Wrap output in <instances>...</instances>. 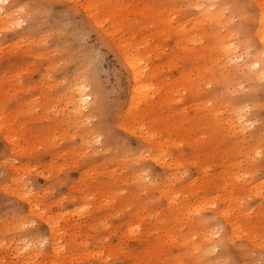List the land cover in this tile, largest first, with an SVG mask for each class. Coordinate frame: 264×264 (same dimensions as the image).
Instances as JSON below:
<instances>
[{
  "label": "rangeland",
  "instance_id": "obj_1",
  "mask_svg": "<svg viewBox=\"0 0 264 264\" xmlns=\"http://www.w3.org/2000/svg\"><path fill=\"white\" fill-rule=\"evenodd\" d=\"M120 1L126 11L119 17L134 26L143 21L144 36L156 24L138 10L157 8L171 26L194 27L196 38L183 48L170 26L144 38L141 50H160L147 59L148 71L157 69L149 94L138 97L154 106L136 104L129 117L134 82L117 44L136 37L122 25L107 34L110 21L94 23L83 0H13V25L0 26V264H264V157L255 155L264 134V88L207 81L208 56L197 52L209 42L208 25L189 22L190 0H179V8L166 0ZM245 1L224 0L230 7L221 31L259 48L254 25L246 32L243 21L260 9ZM81 85L90 99L75 116L70 97ZM241 103L251 105L247 132L229 124ZM208 107L217 110L215 127ZM234 145L240 182L224 189L216 176L228 179L226 149ZM170 197L186 210L179 220ZM22 216L35 226L23 228ZM209 232L213 244L202 247ZM185 236L201 247L186 250Z\"/></svg>",
  "mask_w": 264,
  "mask_h": 264
},
{
  "label": "bare ground",
  "instance_id": "obj_2",
  "mask_svg": "<svg viewBox=\"0 0 264 264\" xmlns=\"http://www.w3.org/2000/svg\"><path fill=\"white\" fill-rule=\"evenodd\" d=\"M71 1H75V0H71ZM77 1L82 2V0H77ZM83 1L85 2V6L82 5V7L85 8V9L84 8L83 9L87 11L86 14H89L94 19V23L99 24L98 26L101 25V27L103 28V26H104L103 23L108 21V20L110 21V27H109L110 29L108 31H106L107 34L111 33V35H114L119 30L118 28L122 25V28L124 31L128 30V34H127L128 37H136V38H133V42H129L127 39H125V37H122L121 39L119 38V42L117 44L119 46V48L121 49L120 51L122 52V55H123V58L125 61L124 63L126 64V66L128 67V69L131 72V78H132L131 80L134 82V85L133 84L131 85V86H133L132 95H131V99H130V104L128 105L127 110L124 112L125 115H127V117L131 116L133 113V110H134V106L136 104H142V102H145L144 103V105H145L144 109L148 108L149 106L150 107L154 106V103H153L154 101H152L150 99L143 100L142 97L141 98L138 97V96H142V95L147 96V94H143V92L144 91H145L144 93L149 92L148 90H150L151 86L149 85L148 82H153L151 80V77L154 74V72L157 70L154 67V71L152 73H150L148 71V68L146 66L147 59L149 60V55L152 52L156 54L160 50V48L157 46L152 47V48H145L144 50H141L140 46L146 45V41H144V38L147 39L149 36H153V38H155L157 35V32L160 33L161 31H166V27L170 26L169 29H167V31H168V33L171 32L172 34H174L178 38V40L176 41L177 45H180L183 48H188L189 44L191 45V44H194L196 42V38H195L194 32H193L194 27L187 28L186 22H184L182 24H177L175 26H171L169 24L168 17L167 18L163 17L164 16L163 13H161L157 8L153 11H146L144 8H142L141 10H138V13L139 14H142V13L147 14L149 19L151 20V23L150 22L148 23V21H146V20L145 21L148 23L149 26H151L152 24L157 25V23L159 24L158 26H163V29L160 30V27L156 28V25H154V28L156 30H151L147 36H144L145 32L143 30H145L146 24H144L143 21L139 22V20L136 18L135 21L137 22V24H136V26H134L129 22L128 19L126 20L127 16H125V18L119 17L121 12L126 11L125 5L122 4V2L120 0H117V1L113 0V2L110 0H83ZM166 1L168 2L169 5H172V6H178V4H179L178 3L179 0H166ZM251 1L246 0L245 3L250 7ZM256 1L258 3V7L260 9L259 13L257 15H255V14H251L250 12H248L246 17L244 18L243 22L245 25L246 32H248L247 27H251L254 25L255 35H256L259 43H260L259 48H264V24L261 23V21L264 20V0H256ZM13 4H14L13 0H7L6 4L3 5V7L5 8V11L0 12V26L4 25L7 27V26H9V24H11L13 11H11L10 8H11V6H13ZM190 4L191 5H195V4L213 5V4H215V5H220V6L225 5L224 0H219V1H217V0H190L186 3V6L190 5ZM26 5L29 6V3L28 4L24 3V7H21V9L22 8L24 9ZM178 8H179V6H178ZM27 9H28V7H27ZM16 10H18V9H16ZM180 10H182V9H180ZM189 10L194 11V13H192L193 17L189 20V22H191L194 26L201 24V25H208V27H210L209 29H208V27L203 29V36L206 37V39H208V41H209L208 44L206 46L201 47L197 52L199 54V57L205 56V55L208 56L207 63L203 65V68L208 71L207 81L208 82H221L223 85H226L228 87H230V85H232L235 88H236L237 83H239V82H245V81H249L250 83L251 82H260L258 79H253L251 76H249L248 78H244L242 76L236 75L235 69H233L232 66L224 59V57L227 55V53L224 51L225 42L231 43L235 39L238 46H241V43L238 41V39L233 38L231 36V34L223 33L221 31L225 27V24H226L225 22L227 21V19L224 18L225 24H223V22H222V16L224 13H226V10L223 7H221L218 10H215V11H210L207 9L202 11L201 9L195 8V7L189 8ZM26 12H27V10H26ZM20 13H22V11ZM31 15H32V13H31ZM23 16H21V17H23ZM26 17H27V15H26ZM23 20H25V19H23ZM159 20H161L160 23H159ZM19 22H17V23H19ZM26 23H27V21H26ZM127 23H129V25H127L128 27L125 26V24H127ZM11 25H13V24H11ZM18 25H20V24H18ZM94 25H96V24H94ZM102 28L100 30H103ZM128 44H129V48L127 47ZM198 54H195L196 57H198ZM245 59H248V57H245ZM213 64H214L215 68L213 67ZM227 67H231L232 71L229 72L227 70ZM226 71H228V72H226ZM241 71H243L242 68H241ZM156 82H164V81L157 80ZM170 82H179V80L175 79V80H172ZM84 89H85V87L81 85V87L77 88L76 92H74L70 97V99H71L70 102H71L72 106L74 107L75 116H77V115L83 116L84 111L88 107L87 101L90 99V95L84 94V92H83ZM144 109H143V111H144ZM140 111L141 110H138L135 113L139 112V113H137V115H141ZM206 111L207 112H206L205 116L209 122L208 125H210V127H215L216 125H219V119L217 117V110L214 109L213 107H208L206 109ZM236 111L233 110V112H235V117H234V119L229 120V124L233 125L234 122H235V124L240 123V126L242 129L248 128V125L246 123L245 124L241 123L242 119H244L245 121L247 120L246 113L241 112L240 109H237ZM0 115H1V113H0ZM233 116H234V114H233ZM144 138L148 141L149 145L152 146V140L153 139H152L151 135L145 134ZM226 150L228 152L227 154L229 155V157H228L226 166H224L225 167L224 172L226 174L225 176H227L228 179H226L224 176L223 177L216 176V178L218 179V186H222V188H224V189H225L226 184H228L231 187H234V186H238L239 182H240L239 176L233 175L234 170L239 168L238 167L239 165L237 164L235 159L232 157L234 154V151L237 150V147H236V145H234L232 147L227 148ZM159 155H160L159 153H156L153 157L158 158ZM140 182L144 186L147 185V184H145L144 180H141ZM149 184L151 186L150 182H149ZM227 194H228V192H227ZM168 199L171 200L172 205L178 206V208L174 211V214H172V217L174 220H179V219H181V215H184V216L186 215V213H185L186 210L183 208V206L180 207L179 204H177V201L173 197H170ZM229 207H230V204H229ZM228 212H229V209H223V210H221L220 213H222L223 215H227ZM193 222H194V226L196 224L199 225L201 223L200 219H196ZM191 225H192V223H191ZM234 225H236V224H232V226H234ZM250 227L256 228L255 225H253V224L250 225ZM213 235H214L213 232H209L208 235L207 234L202 235V241H201L202 242L201 245H203L202 247H205V245H208L209 247H211V242L213 244V240H212ZM50 240H52L51 243H52V245H54L53 250L57 251L58 250V246H57L58 243L56 242V239L53 237V232H52V237ZM184 240H185V242L183 244V247L187 248L186 250L189 251L190 249H195L196 247H198V245L193 246L192 244H190L191 243L190 238H187L185 236ZM200 247H198L197 249H199ZM200 250H198V251H200ZM196 252H197V250H196ZM194 258H195V256H194ZM193 261H194V259H193ZM197 261H199V260H197Z\"/></svg>",
  "mask_w": 264,
  "mask_h": 264
},
{
  "label": "snow or ice",
  "instance_id": "obj_3",
  "mask_svg": "<svg viewBox=\"0 0 264 264\" xmlns=\"http://www.w3.org/2000/svg\"><path fill=\"white\" fill-rule=\"evenodd\" d=\"M7 0H0V12L5 11V8L3 5H5ZM187 7L192 8H199L202 11L203 10H210L215 11L223 7L225 10H227L230 6L224 5H201V4H195V5H187ZM23 9H21L22 11ZM22 22V21H21ZM262 24H264V20L261 21ZM240 39L243 41L242 46H238L235 39L233 42L228 43L225 42L224 45V51L227 53V55L224 57V59L232 66L233 69H235L236 75L242 76L244 78H248L251 76L253 79H258L260 81L261 88H264V48H257L254 47V43L250 39H245L244 37H240ZM234 54V55H233ZM245 57H248V59H245ZM241 68L243 71H241ZM239 88L242 90L244 89V84L240 83ZM251 105L249 104H243L241 103L240 111H250ZM242 124H247L248 128L252 127L253 121L251 117H249L246 121L244 119L241 120ZM262 125V133H264V121L261 122ZM247 128L244 129H238V131H245L247 132ZM127 147V145H125ZM256 156L264 157V134L261 136V142L259 147L257 148L255 152ZM35 220H33L31 217L22 216L21 217V226L23 228H29L30 226H35ZM218 234V233H217ZM46 243L47 241H43ZM39 243V242H38ZM213 251L216 249L213 248Z\"/></svg>",
  "mask_w": 264,
  "mask_h": 264
}]
</instances>
